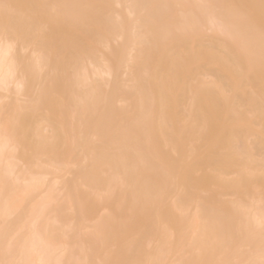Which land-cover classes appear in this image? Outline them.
<instances>
[{
	"label": "bare ground",
	"instance_id": "bare-ground-1",
	"mask_svg": "<svg viewBox=\"0 0 264 264\" xmlns=\"http://www.w3.org/2000/svg\"><path fill=\"white\" fill-rule=\"evenodd\" d=\"M262 18L0 0V262L260 264Z\"/></svg>",
	"mask_w": 264,
	"mask_h": 264
},
{
	"label": "snow or ice",
	"instance_id": "snow-or-ice-1",
	"mask_svg": "<svg viewBox=\"0 0 264 264\" xmlns=\"http://www.w3.org/2000/svg\"><path fill=\"white\" fill-rule=\"evenodd\" d=\"M261 5H262V7H264V0H261ZM52 7L54 8L55 6H52ZM196 7L203 10L208 15V18L213 22V24L220 23L218 21L216 14H215V8L212 4L201 3V4L197 5ZM221 27L226 28L227 26L224 25L223 23H221ZM260 38H261V55H262V57H264V18H262V20H261ZM4 39H6V38H0V44L3 43ZM249 46L251 47V41H249ZM259 227H260L261 231L264 232V220H262L260 222ZM0 264H3V262H0ZM260 264H264V259L261 260Z\"/></svg>",
	"mask_w": 264,
	"mask_h": 264
}]
</instances>
